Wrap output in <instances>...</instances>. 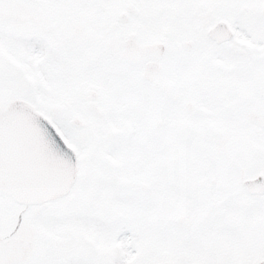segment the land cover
<instances>
[{
  "label": "snow or ice",
  "instance_id": "6c2138e0",
  "mask_svg": "<svg viewBox=\"0 0 264 264\" xmlns=\"http://www.w3.org/2000/svg\"><path fill=\"white\" fill-rule=\"evenodd\" d=\"M0 264H264V0H0Z\"/></svg>",
  "mask_w": 264,
  "mask_h": 264
}]
</instances>
